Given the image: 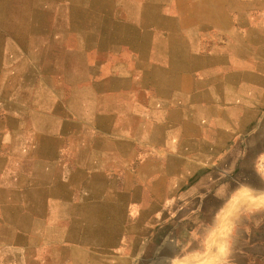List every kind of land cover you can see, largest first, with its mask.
Returning <instances> with one entry per match:
<instances>
[{
	"label": "crops",
	"instance_id": "1",
	"mask_svg": "<svg viewBox=\"0 0 264 264\" xmlns=\"http://www.w3.org/2000/svg\"><path fill=\"white\" fill-rule=\"evenodd\" d=\"M4 75L0 264H126L148 214L218 213L181 258L211 264L264 211V0H0Z\"/></svg>",
	"mask_w": 264,
	"mask_h": 264
},
{
	"label": "rangeland",
	"instance_id": "2",
	"mask_svg": "<svg viewBox=\"0 0 264 264\" xmlns=\"http://www.w3.org/2000/svg\"><path fill=\"white\" fill-rule=\"evenodd\" d=\"M24 70L20 66L16 76L19 81L24 77ZM4 76L9 83L3 90V98L0 96V119L5 113L1 106L2 99L4 101L8 97L12 88L10 75ZM164 207H168V204L164 203ZM158 214H148L146 235H141L140 242L138 239L132 240L130 255L123 248L115 251V263L123 259L127 261L126 264H171L173 258L191 254L195 247L203 251V244L198 241L194 230L202 221L214 227L218 220V213H201V216L197 213H178V218L177 213H162V218ZM213 236L215 242L211 243L209 252L212 255L211 264H221L224 260L221 249L226 245H230L228 264H264V211L226 213ZM189 261L190 264H197L195 257Z\"/></svg>",
	"mask_w": 264,
	"mask_h": 264
},
{
	"label": "clouds",
	"instance_id": "3",
	"mask_svg": "<svg viewBox=\"0 0 264 264\" xmlns=\"http://www.w3.org/2000/svg\"><path fill=\"white\" fill-rule=\"evenodd\" d=\"M262 159H264V155L261 156ZM251 192L252 190L249 189ZM254 199L258 202L259 205L264 206V191H261L259 195H254ZM221 251L224 254V260L221 262V264H228L227 257L230 255V245H226L224 248L221 249ZM171 264H182V260L179 256L172 259Z\"/></svg>",
	"mask_w": 264,
	"mask_h": 264
}]
</instances>
